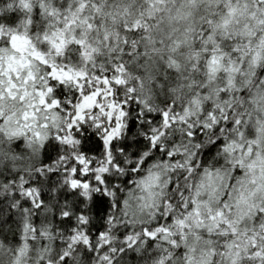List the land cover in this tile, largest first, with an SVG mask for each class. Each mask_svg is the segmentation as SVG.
<instances>
[{"label":"clouds","instance_id":"9594fccd","mask_svg":"<svg viewBox=\"0 0 264 264\" xmlns=\"http://www.w3.org/2000/svg\"><path fill=\"white\" fill-rule=\"evenodd\" d=\"M0 264H264V0H0Z\"/></svg>","mask_w":264,"mask_h":264},{"label":"snow or ice","instance_id":"6c2138e0","mask_svg":"<svg viewBox=\"0 0 264 264\" xmlns=\"http://www.w3.org/2000/svg\"><path fill=\"white\" fill-rule=\"evenodd\" d=\"M76 186V184H75V182H73V187H75Z\"/></svg>","mask_w":264,"mask_h":264}]
</instances>
